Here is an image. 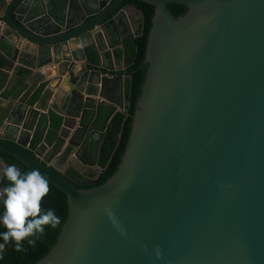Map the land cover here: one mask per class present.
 I'll list each match as a JSON object with an SVG mask.
<instances>
[{
    "label": "water",
    "instance_id": "1",
    "mask_svg": "<svg viewBox=\"0 0 264 264\" xmlns=\"http://www.w3.org/2000/svg\"><path fill=\"white\" fill-rule=\"evenodd\" d=\"M125 1L0 0L6 67L27 60L45 85L35 104H0V152L39 170L68 203L55 245L35 264H264V0H142L155 14L124 155L105 183L76 186L101 173L85 149V112L114 102L117 80L122 103L108 120L125 106L118 72L129 63L105 73L88 53L128 23L136 7ZM169 3L188 10L175 18ZM54 90L79 118L59 148L40 130ZM76 160L93 178L73 177Z\"/></svg>",
    "mask_w": 264,
    "mask_h": 264
},
{
    "label": "trees",
    "instance_id": "2",
    "mask_svg": "<svg viewBox=\"0 0 264 264\" xmlns=\"http://www.w3.org/2000/svg\"><path fill=\"white\" fill-rule=\"evenodd\" d=\"M132 4L137 10L143 12L141 14V21L139 27L136 29L135 34L128 36L123 41L109 39V45L114 47L115 58L117 61L125 58L129 66L119 71L120 74H127L125 83L123 110L115 112L110 120H108L112 111L105 106H100L98 111L87 110L85 112L84 124L92 126L94 133L97 134L95 146L97 147L96 162L98 167L101 168V173L94 184L91 185H78V188H92L99 186L107 181L119 167L121 159L124 155L130 133L132 130L133 115L135 113L136 104L142 91V85L145 80L147 72L146 48L147 39L152 20L155 14L153 5L146 3L142 0H126L122 6ZM169 10L175 18L184 14L188 10V6L182 3H169L167 4ZM126 32V31H125ZM88 53L91 59L97 62L98 52L93 47L88 48ZM6 67V59L0 56V68ZM29 75L27 70H18L16 73L15 84L12 89L2 91L4 97L11 95L18 96L24 82ZM44 84L40 85L34 92L31 98V104H35L41 97L44 89ZM3 88L0 82V90ZM16 89L19 91L16 92ZM48 123V130L46 134L47 143L49 146L59 148L63 139L60 138L59 132L63 125V117L55 111H49L48 115L43 117L40 130L43 131ZM1 157L8 166L15 164L22 172L30 171L31 168L27 167L12 155L0 152ZM73 177L78 181H84L86 176H82L77 172H72ZM48 181V194L41 202L42 209H52L59 217V223L55 228L46 227L42 235L35 237L33 244L24 242L22 246L17 249L14 242H4L0 240L3 245L0 255V264H35L42 259L55 245L61 229L68 217V203L67 196L64 192L58 189L54 184ZM7 181L2 177L0 182V189L6 186ZM4 231L0 226V232Z\"/></svg>",
    "mask_w": 264,
    "mask_h": 264
},
{
    "label": "clouds",
    "instance_id": "3",
    "mask_svg": "<svg viewBox=\"0 0 264 264\" xmlns=\"http://www.w3.org/2000/svg\"><path fill=\"white\" fill-rule=\"evenodd\" d=\"M7 184L0 189V240L14 242L19 249L24 242L33 244L35 237L42 235L46 227L55 228L59 217L52 209H42L41 202L48 194V181L39 170L22 172L15 164L0 168ZM114 226L117 221L111 210H107ZM120 234L126 233L120 229ZM146 250V249H145ZM157 259L161 252L155 249Z\"/></svg>",
    "mask_w": 264,
    "mask_h": 264
},
{
    "label": "crops",
    "instance_id": "4",
    "mask_svg": "<svg viewBox=\"0 0 264 264\" xmlns=\"http://www.w3.org/2000/svg\"><path fill=\"white\" fill-rule=\"evenodd\" d=\"M126 20L128 23L123 25L120 28L115 29L114 27H111L106 31V38L104 43L102 44L101 51L98 52L97 57V63L100 65L99 69L103 72L107 73L109 72L107 69L103 68V66H113L117 67L119 63L122 61L126 62L125 58L121 59L120 61H117L115 58L114 53V47H111L109 45V39H117L119 41H123L126 37L130 35H134L136 29L140 25L141 21V14L140 12L134 8V7H128L126 10ZM126 31V32H125ZM122 35V36H121ZM9 46L2 42L0 43V56L2 55L5 59H8L9 52ZM89 68H93V66H89ZM27 70L29 71V75L27 79L24 82V87L22 88L21 93L18 96L11 95L9 97H4L1 93L4 90H10L13 88L16 78V73L18 70ZM114 73V72H113ZM116 73V72H115ZM127 77L123 79V91L125 93V83H126ZM16 80V79H15ZM39 74L33 71L30 68L29 62L27 60H22V63H15V67L13 69H9L7 67L0 68V82L3 84V88L0 90V99L6 98L8 100L6 101H0V104L2 107H6L8 104L9 99L13 98L14 102L18 104L20 100H26L28 103L31 104V98L34 92L37 90V88L41 85V82H39ZM19 91V89H16V92ZM57 90H54L53 93V104L51 105L50 110L55 111L59 115L63 117V125L59 132V137L64 138L68 136L74 128H76L79 124V118L75 117L76 114H72L71 111L67 110V102L64 98L63 93L56 94ZM38 102V101H37ZM36 102V103H37ZM46 101L43 102V104ZM122 103L121 95H120V80H117V96L114 97V102H111L110 105H102L105 106L107 109L113 111V107H117V109H120ZM125 103V102H124ZM42 106V105H41ZM97 139V134L94 133V129H92L91 134L87 140L85 149H88V154L90 155L89 160L91 162H95L96 159V152L97 147L95 146V140ZM88 174H91V171L87 172Z\"/></svg>",
    "mask_w": 264,
    "mask_h": 264
},
{
    "label": "built area",
    "instance_id": "5",
    "mask_svg": "<svg viewBox=\"0 0 264 264\" xmlns=\"http://www.w3.org/2000/svg\"><path fill=\"white\" fill-rule=\"evenodd\" d=\"M52 104H53V95L40 107L41 121L43 117L47 116L49 111H51L50 108ZM41 121H40V124H41ZM47 126H48V123L46 124V127Z\"/></svg>",
    "mask_w": 264,
    "mask_h": 264
},
{
    "label": "flooded vegetation",
    "instance_id": "6",
    "mask_svg": "<svg viewBox=\"0 0 264 264\" xmlns=\"http://www.w3.org/2000/svg\"><path fill=\"white\" fill-rule=\"evenodd\" d=\"M1 157V154H0ZM2 161L4 162L3 158L1 157ZM5 163V162H4ZM76 166H78V171L81 172L82 176H86L85 180H90L91 178H93V176L96 174L94 171L90 170L92 173L88 174V170L86 168L83 167V164L80 162V160H76ZM74 172V171H73ZM72 174V173H71ZM79 174V173H78Z\"/></svg>",
    "mask_w": 264,
    "mask_h": 264
}]
</instances>
